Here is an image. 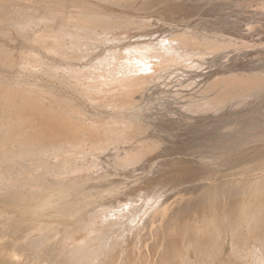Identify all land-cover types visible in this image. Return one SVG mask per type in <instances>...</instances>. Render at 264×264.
Listing matches in <instances>:
<instances>
[{"label":"bare ground","instance_id":"6f19581e","mask_svg":"<svg viewBox=\"0 0 264 264\" xmlns=\"http://www.w3.org/2000/svg\"><path fill=\"white\" fill-rule=\"evenodd\" d=\"M109 2H111V0H109ZM151 3H149V6ZM240 4L239 3L236 4L237 8L243 6L242 4L241 5ZM152 6L155 5L152 4ZM249 6L250 4L247 7L249 8ZM113 7L115 6L113 5ZM221 7L220 9H217L216 12L223 11L224 8L221 9ZM226 7L228 8L227 5ZM244 7L246 6L244 5ZM67 12L60 13L58 11L53 10V12H50V14L44 16L43 18H41L40 15L36 16L35 13L32 14V16L27 21L34 24L35 26L34 43L37 42V47H28V49L27 47L22 48V49H27L28 51L26 50L23 51L22 54L16 59L12 60L11 58H9L10 60L8 59L9 61L7 60L5 62V65L8 66V65L19 64L16 66L22 69V71L25 70L26 72H30L33 74H43L50 79H54L58 75H60L59 79H61L67 85H72L74 88H76V90L79 91V93H81L82 96L86 97L87 100H89L90 106L100 110H102L103 108L106 111H111L113 114H111L108 118L103 117L97 123L94 122L88 123L81 120L80 115L76 114L74 110L72 111L65 105L68 104V101L61 99L59 100L57 97H54L51 99L52 105L49 108L50 120L54 122V124L52 126L51 125H49L48 127L46 126L47 131L43 130V128H45L44 127L45 125H43V127L34 126L25 130L20 135L19 140L15 143V147H16L15 149L16 150L18 149L19 152L16 153L13 150L9 151L7 155L8 157L7 160L14 161L17 158L37 159V157L38 159L42 158V160L44 159L46 160V158H48V160H51L50 157H52V159L55 160L54 162H57L55 163L54 166H51L49 163H46L44 165L42 164L43 166H40V168L45 170L46 172L53 173L54 176L56 175L57 177L60 178L61 177L73 178V176L75 175L85 176L86 174L88 175V173L90 172L92 174L93 170H91V167L97 168L95 165L97 162L96 160L98 159L97 156L99 154L107 153L108 151H110V153L108 152V155H110L114 167L112 169L111 168L112 166H109L110 163L108 164V167L109 170L110 168L111 170H114L113 171L114 175L110 174L108 175V177L118 175L117 178L119 177L121 178V179L119 178L118 182L120 183L122 181L123 182L121 184L119 183L120 185L116 186L117 187L116 189L118 190V196L120 194L121 196L125 195V198H120L121 200L118 201L119 199L115 198L116 196H112V197L109 196L110 198L105 200L107 201L105 205H102L101 203H100L101 205H98V203L95 202L93 204L94 206L93 210H91V212L85 217L82 224H80L79 228L75 232L73 231L72 233L68 234L67 239L65 241H62L63 240L62 239L61 240L62 243H60L58 249H56L55 247L56 250L53 251V254H55L54 252H56V255H53L51 249L47 248L48 249L47 255L55 256L54 259L56 258L54 264H88L91 260H94L93 253L94 252L96 253V249L94 250L90 246L96 244V242L100 243L101 249L99 251H101L100 254H102V249L104 251L105 249H107L105 248L106 246L104 244L106 242V239L110 237L112 238L113 234H115L111 230V227L113 226V222L110 220L111 218L114 217L115 218L117 217L118 220H121L124 217L127 218L128 221L129 219H133L132 224L129 227V232H130L128 233L129 235L127 234L126 239L124 238L125 240L123 238H122L123 240L120 239L123 245L134 244V247H137V245L140 246L141 243L145 242L144 238L148 236L153 239L154 236H156L157 232L162 227L165 226L166 228V224H165L167 222L166 219L169 216L170 218L173 216V215L172 216L169 215L170 213L172 214L173 212L170 209L171 207L168 205L169 199L166 200L165 197L164 199L162 195V191L166 186L164 184H158L156 182L153 183L148 179L149 176H151L153 173H156L158 171L168 173L166 175L175 177L177 181L182 182L184 179L189 177L185 173V171H189V172H196L201 170L208 171L211 170L213 166H215L218 169H221L222 167L225 166L226 171L228 170L234 171L235 167L243 166L241 167L240 170L237 168L238 171L236 169V171L233 173L230 171V176L231 174L234 177H238L239 175H242L243 178L241 179L234 178L231 181L227 180L229 182V183L226 182L227 188L224 186L226 188V189L224 188L225 189L224 191L223 189L222 190H220V188L218 189L220 190V192L223 191L221 192V194L220 193L218 194V196H222V197L218 199H214L213 202L214 208L216 211L221 212L218 213L222 218H225L224 220L226 219L228 220L229 222L228 224H233L234 226L239 224V222L241 221V215H243L242 213L246 211V213L244 214L243 221L247 225H249V223L254 222L259 232H263L264 234V105L260 104L261 100L264 101V71L260 69L261 67L260 68L258 67V69L251 72L244 71L243 66L241 68L240 65L235 66L234 68L231 67L229 68L228 67L229 61L234 60L233 55H236L238 53L237 50L238 48L237 49L232 47L230 48L231 45L229 43H231L232 41L229 40L228 37H227L228 39H226V37L224 36H220L219 39H213L212 37L211 39L206 38L207 40L206 39L202 40V38H196L194 36H189L190 34L187 33L185 34L181 32L179 35L175 36L174 38L168 37L165 39L159 38L156 40L153 39L152 33L151 34L142 33V35L139 36L136 35L133 37L132 35H128L130 33L126 32L127 35L123 34L125 36L121 35V38H117L120 40L121 44H123L124 40H128V39L132 40L138 37L141 39V40L139 39L140 41L138 40L135 43H131L130 41L131 43V44L129 43L130 47L128 46L129 48L128 47H126V49L124 48V50H126V55L123 54L125 53V51H123L122 53L123 56L118 55V52H115L114 50L111 51L112 50L111 48H109L108 51H106L105 49V52L103 51L102 53L101 51L104 49V47L108 46L107 43L108 40H106L107 42L105 41L106 43L103 42L104 41L103 39L106 38V35L111 33L118 34L123 32V31L120 32L114 31L115 29H113L112 27L113 26L112 22L116 20L108 17L105 18V16L100 17V15L99 17L94 15L97 18L94 17L90 18L88 17V15L86 16L84 14H79L78 16H76L77 14L74 15V13L71 14ZM106 12L108 14L109 11ZM100 13L102 12L100 11ZM110 15L112 17V14ZM229 15L231 16V14H228V16ZM215 22L217 23V21ZM135 23L136 21L134 22V25ZM227 23L232 24V22H227ZM229 24L227 25L229 26ZM236 24L233 23L232 26H234L235 28L236 26H238ZM219 25L222 26L221 23ZM232 26L231 28L227 27L226 29H224L225 27L223 26H222L223 29H221L222 27L220 29L218 27L219 29L218 31L219 33L221 32L222 34H226V33L230 34L233 37V40H238L239 42L240 35L238 34L239 36H236L237 29L235 28L236 30L234 31ZM126 27H124V30ZM135 27L137 28V26ZM135 27L132 26L131 29L133 30ZM134 30L136 31V29ZM117 36H120V34ZM257 36L263 38L264 34L263 33L258 34ZM148 37H151V39L148 40L147 39ZM243 40H241L239 43H241ZM244 41L243 44H245ZM240 45H241L240 47H242V44ZM232 46L234 47V45ZM36 48L41 50V53H43L44 55H42ZM244 49L248 50L245 47ZM241 52L244 51L241 49ZM12 56L14 55L12 54ZM254 59H257V57H255ZM77 63L81 65L77 66L76 65ZM125 64H129V65L125 66ZM205 64L212 66V68L213 66L216 65V68L213 69L218 68L217 70H219V68H221V70H224L225 68V70L223 72H219L217 70L215 71L210 70V73L207 74L203 72V75H201L203 76L201 83L199 81V83L196 84V86L199 85L197 87L198 89L193 86L192 88L196 89L194 93L187 97H183L181 100L179 95L175 97L173 96L174 98H171V96L168 95L167 97L170 98L171 100L165 99L164 101L166 104L164 103V105L175 107L176 108L175 111L177 114L174 115L176 117H174L171 113H166L163 107L159 109V111L161 110L160 113L164 114L162 116L164 118L160 122L157 121L158 123L156 126L158 127V129L161 128L160 131L163 130L165 134L166 132H168V134L166 135H170L175 138L180 137L182 139L180 141L182 145L179 144L180 148L178 146L179 148L178 153L180 154L175 156V160L171 164L165 163L156 166L154 168L148 167V165H146V162L151 157L146 156L145 152L147 149L149 150L150 147L156 145L158 147L156 150L157 152L160 153L159 155L161 154L171 155L177 149V148L173 149L172 147L173 145L171 144H170L171 146L169 145L168 147L167 145L169 144L168 142L167 144H164L163 141L155 140L154 142L149 143L150 145L147 142H144L141 137L144 135L145 131H148V129L146 128L139 129L142 128V123L139 124L138 121H137L138 123L135 122L136 119L133 120L134 116L135 118H137V116H141V114H143L140 111V105L142 104L141 102H144L143 100L149 99L150 97H152L151 95H153L159 90L158 88L159 86L155 85L156 82L154 83L155 79L158 78L155 76V73L160 71V74L158 76L166 74L168 77L170 74H172L171 67H178L181 71L182 69H188V68L192 69L198 66L199 67L202 65L204 66ZM247 68L253 69L256 68V66H254L253 68L252 67H247ZM119 70L122 72L120 73ZM193 71L196 72L194 69ZM119 73L121 75L124 73L125 74L124 77H120ZM166 75L165 78H167ZM198 80L199 79H197V81ZM191 82H194V80H192ZM153 83L154 86L152 85ZM185 85H189V83L188 84L185 83ZM81 89H85V90L88 89V91H84ZM44 93L45 92L41 91L40 96L43 97L42 98L43 100L49 101V99L44 98V97H48V96H44ZM149 109L151 110L152 108ZM139 119L141 118L139 117ZM46 120L48 119L46 118ZM136 123L139 124V126H136ZM222 123H226V124L229 123L228 125H230V127H228L227 129H225L224 127L223 129L221 128ZM167 124L169 125V127L166 126ZM156 126L153 127L157 129ZM162 139L163 138H161V140ZM152 154H154V152ZM155 155L156 154H154L153 156ZM87 156H88L87 160H84L86 159L85 157ZM92 160L93 162H95L93 165L90 164ZM233 164H239V165H233ZM103 169L105 170L106 173L107 170L105 169V167ZM24 175H26L25 176L26 181H24L26 182V184L30 185L31 183L34 182L33 177L30 176L29 173L24 172ZM134 179L142 180L140 184H142L143 186L142 187L137 186L135 190H133V186H129L128 182ZM99 183L105 184L104 181L101 180ZM99 185L100 184L97 185L98 187L97 186L94 187L93 190L96 191L95 188H97L100 191L99 193H103L105 191L107 192V190H105L103 186H99ZM106 186L108 187V184ZM128 187H132L131 190L133 192L130 191L131 193H127ZM211 188L213 190L215 186L212 187L211 185ZM88 191L91 190L88 189ZM209 191L212 192L211 190ZM213 191L215 192V190ZM139 192L142 193L138 194ZM105 193L103 195H105ZM212 194L214 193L212 192ZM108 195H110V193ZM126 196H130V197L134 196V197H132V199L130 200H127L128 198ZM224 196L225 197L227 196L226 202L222 200ZM250 196L256 197L257 200L254 203L255 206L249 207ZM206 197L209 198L207 195L203 199H207ZM113 201L115 203L118 202L120 206L119 205H118L119 207L115 206V203L113 205L112 203ZM196 201L198 202V200ZM191 203L192 200L189 204ZM193 205L196 204L193 203ZM185 206L186 207L189 206L187 205V202L182 207L184 208ZM139 207H142V209L147 208V210L144 213H142L139 217H137L138 215H136L137 214L136 210H138ZM203 209L204 208H202L201 211L199 209L200 213L202 211L204 213ZM177 211L179 210L177 209ZM189 211H191V209ZM195 211L197 212V210ZM186 212H188V210ZM187 215L188 214H186V216ZM192 216L193 215H191V217ZM187 218L188 217H186V219ZM176 221L178 222L177 219ZM136 222L137 225H134ZM168 222H171V220ZM174 222L172 221L171 223L174 224ZM206 223H210V222H206ZM172 224L168 223V225L173 226ZM37 226L35 225L32 229H28L27 227L23 229L24 233H27L25 231H29L28 233H30L31 235L29 236L28 239H26L28 237L27 236L28 233H27L26 238H24L27 241H24L25 245L23 244L22 247L26 251L34 252V250H36L35 248L37 246V243L39 244V242H41L39 235L43 232L41 231L40 224H38ZM126 229L128 230V228ZM162 229L160 231H162ZM174 230L176 231V229ZM17 231L18 233L13 231V234L19 236L22 235L23 232L21 230H17ZM49 232L52 233L54 231L49 230ZM86 232H89V234L88 235L85 234L86 236L81 237L82 233H86ZM192 232L193 231H191L190 233ZM161 233L162 232L158 234L161 235ZM169 233L170 232L165 233L164 236H166V234ZM174 233L178 234V231ZM120 234H122V231L120 232ZM187 234L185 233L186 236ZM260 235L258 234V236ZM178 237H176L177 240L180 239V237L179 238ZM169 238L172 237L167 238L168 242H170ZM184 238L186 237L184 236ZM45 239L47 238H44V240ZM74 239L79 242V245L66 253L65 252L66 247L68 248V246L72 244V243L69 244V241ZM154 239L153 241L156 240ZM204 239H207V237ZM20 240H22V238ZM146 240L148 241L147 238ZM177 240L176 242H178ZM168 242L166 243V245H168ZM176 242L174 241V243ZM203 242L206 241L203 240ZM260 242H262V240ZM75 244L76 243L72 244L73 245L72 247H74ZM156 244L155 246L157 245L159 246V244L157 245ZM207 245L205 244V246ZM117 246L118 245L116 239H113L111 243V247L116 249L118 248ZM171 247L172 249H174V246ZM160 248L163 247L161 246ZM120 249H124V246L121 247ZM170 249L171 248H169V250ZM64 252L66 253V255ZM107 252L109 253V255L106 256L105 258H101L103 257L104 254L100 255L98 253L97 255H95L96 258L100 256L101 259L99 260L100 261L102 260V264H118L120 261H121L120 264L122 263L127 264L126 260L128 259V257L126 256L127 258H125V255L127 253L125 250H121L120 254L118 252V249H116V251L113 252L112 254L109 251ZM159 252L161 251L159 250ZM35 254L33 255V257L38 258L37 254L36 255ZM154 254H155V258L157 259L156 255H158L159 253L158 254L154 253ZM173 257L175 258V256ZM121 258H123V260L124 259L126 260L123 261L121 260ZM168 261H172V260H168ZM40 262L41 260L38 261L37 264H43ZM0 264H6V263L0 259ZM25 264H30V263L26 262Z\"/></svg>","mask_w":264,"mask_h":264},{"label":"rangeland","instance_id":"374dc122","mask_svg":"<svg viewBox=\"0 0 264 264\" xmlns=\"http://www.w3.org/2000/svg\"><path fill=\"white\" fill-rule=\"evenodd\" d=\"M150 1L153 3H151ZM231 1H234V2H231ZM244 1L246 0H230V1L229 0H226V1L224 0H216V1L215 0H167V1L165 0L163 1L162 0H111V2H109V0L107 1L106 0H0V57H1L0 58V259L1 260H3L6 264L7 262L8 264L9 263L10 264H25L26 262H29L30 264H37L38 261L40 260H41L40 263H43V264H54V261L56 258L54 259L55 256H48L47 250L51 249L52 254H53V251L58 249V246L60 245V243H62L61 240L63 239L62 241H65L67 239L68 234L72 233L73 231L75 232L79 228L80 224H82L85 217L91 212V210H93L94 208L93 204L95 202H97L98 205H101V204L105 205L107 203V201L105 200L109 199L112 196H116L115 198L119 199L118 201L121 200L120 198H125V195L121 196V194L119 195L121 197H119L118 190L116 189L117 188L116 186L120 185L123 182V181L121 183L118 182L120 177L117 178L118 175L108 177V175L110 174L114 175V172H113L114 170H111V168L113 169L114 167L113 162H112L110 155H108V152L110 153V151H108L107 153L99 154L97 156L98 159L96 160L97 162L95 164L97 168L91 167V170H93L92 174L90 172L88 173V175L86 174L85 176L77 175L78 177L75 175L73 176V178L72 177H67V178L61 177L60 178V177H57L56 175L54 176L53 173L46 172L45 170L40 168V166H43L46 163H49L51 166H54L55 163L57 162H54L55 160L52 159V157H50L51 160H48V158H46V160L45 159L42 160V158L38 159V157L37 159L36 158H28V159L27 158H23V159L17 158L14 161L7 160L8 159L7 155L9 151L13 150L16 153L19 152L18 149L17 150L15 149L16 148L15 143L19 140L20 135L25 130L31 127H34V126L43 127V125H45L44 126L45 128H43V130L47 131L46 126L48 127L49 125L52 126L54 124V122L50 120V113H49L50 112L49 108L52 105L51 99L54 97H57L59 100L61 99V100L68 101V104H65V105L72 111L74 110L76 114L80 115L81 120L88 122V123L89 122L97 123L103 117L108 118L111 114H113L111 111H106L103 108L102 110H100V109H95L94 107L90 106L89 100H87L86 97L82 96L81 93H79V91L76 90V88H74L72 85H67L65 82L59 79L60 75H58L54 79H50L43 74H33L30 72H26L25 70L22 71V69L16 66L19 64L8 65V66L5 65V62L9 58H11L12 60L16 59L22 54L23 51L25 50L28 51L27 50L28 47H37V42L34 43V40H35V34H34L35 28L34 27L35 26L34 24L27 21L32 16V14L35 13L36 16L40 15V17L43 18L44 16L50 14V12H53L54 10L60 13L61 12L64 13L68 11L71 14L73 13L74 15L77 14L76 16H78L79 14H84L86 16L88 15V17L90 18L92 17L97 18L94 15L98 17L100 15V17L105 16V18L108 17L111 19H115L116 21L118 20L117 23L116 21L112 20L113 21L112 27L113 29H115L114 31L116 32H120V31H123V32L118 33V34L111 33V34L106 35V38L107 36L108 38L103 39L104 40L103 42L108 40V42L106 41L108 43V46L104 47V49L101 52L103 53V51L105 52V49L106 51H108L109 48H111L112 49L111 51L114 50L115 52H118V55H122V56L123 54L126 55V50H124V48L126 49V47L128 46L130 47L129 45L130 41L131 43H135L140 39L138 37L132 40H129V39L124 40L123 44H121L120 40L117 38H121V35L122 36L127 35L126 32L130 33L128 35H132L133 37L136 35L138 36L142 35V33L143 34L152 33L154 40L159 39V38L165 39L168 37L174 38L175 36L179 35L180 32L185 33V34L186 33L190 34L189 36H194L196 38H202V40H205L206 38L211 39L212 37L213 39H219L220 36H224L226 37V39L229 38V40L232 41V42L230 41L231 43H229L231 45L230 48L231 47L236 48V49L238 48L237 49L238 53L236 55H233L234 57L233 59L235 61L228 60L229 68L230 67L234 68L235 66L240 65L241 68L243 66L244 71L251 72V71L258 69V67L259 68L261 67L260 69L264 71V62H263L264 61V40H263L264 37L260 38L257 36L258 34H262V33L264 34V31H261V30H264V0H247L249 1V2L246 1L247 3ZM148 2L151 3L150 6H152V4H154L155 6L150 7ZM238 3L239 4L241 3L243 5L241 7L243 8L241 7L237 8L236 4ZM249 4L250 6L248 8L247 6ZM113 5L115 7H113ZM226 5L230 9V11L226 7ZM244 5L246 7H244ZM220 7L221 9L224 8L223 10L224 12L223 11L216 12L217 9H220ZM246 8L248 9V11ZM226 9L228 12L226 11ZM241 9L244 13L241 11ZM100 11L102 13H100ZM104 11L105 12L109 11V12L107 14V12L105 13ZM245 13H248V14H245ZM110 14H112V17ZM228 14H231V16L230 15L228 16ZM134 19L136 23L138 24L135 23L134 25V22H135ZM129 20L130 22L133 23V25L132 23L129 22ZM214 20L217 21V23ZM227 22H232V24L237 23L236 25L238 26L235 25L236 26L235 28L237 30L239 29L238 32L234 28V26H232L231 23L229 24ZM220 23L222 24L223 27H225L224 29H226L227 27L231 28L232 26L233 30L234 31L236 30V36L240 35L239 42L244 39L245 41L244 40L243 41L245 42V44L246 43L247 44L246 45L243 44V41L239 43L238 40H233V37L230 34H227V33L222 34L221 32L219 33L218 30L222 27L221 25H219ZM227 24H229L230 27ZM132 26L134 27L137 26V28L136 27L134 28L136 29L137 32L134 29H133L134 31L131 29ZM124 27H126L125 30H124ZM223 27L221 29H223ZM119 34L120 36H117ZM240 37H241V40H240ZM147 39L149 40L151 39V37H148ZM112 44L114 47L112 46ZM240 44H242V47H240L241 46ZM232 45H234V47ZM26 47L27 49H22ZM244 47L247 48L248 50L244 49ZM241 49L244 52H241ZM37 50L41 53V50L39 49ZM123 51H125V53H123ZM3 54L6 55L7 57L4 56ZM12 54L14 56H12ZM41 54L44 55L43 53ZM255 57H257V59H254ZM3 59H6V60H3ZM76 65L80 66L81 64L77 63ZM128 65L129 64H125V66H128ZM254 66H256V68H253ZM198 67H196L197 69L188 68L189 70L182 69L181 71L178 67H171L172 74H170L168 77L165 74L167 78H165V75L158 76L160 74V71L156 72L155 76L158 78L155 79L154 83L156 82L155 85L159 86L158 87L159 90L158 91L156 90L157 92L151 95L152 97H150L149 99L143 100L144 102H141L142 106L140 105V111L141 113H143L141 114V116H137V118H135V116L134 117L132 116L133 120L136 119L135 122L138 121L139 124L142 123V128H139V129H143V128L148 129V131H145L144 135L141 137L144 142H147L149 144V143L154 142L155 140L163 141L164 144H167V142L169 143L167 144L168 147L171 144L173 145L172 146L173 149L177 148L175 150L176 152L175 151L174 153L172 152L173 154L171 155L169 154L159 155L160 153L157 152L156 149L158 147L156 145H154L153 147H150L149 150L147 149L146 150L147 153L145 152L146 156H150L152 158L151 159L148 157L149 160L146 162V165H148V167L150 168H154L156 166H159L165 163L171 164L175 160V156L180 154L178 153L179 152L178 150L180 148L179 144L182 145V143H180L182 139L180 137L175 138L173 136L166 135L168 134V132H166L165 134L163 130L160 131L161 128L158 129V127L156 126L157 123L160 122L164 118L162 117L164 114H161L160 113L161 110L159 111V109L163 107L166 113H171L174 117H176L175 116L177 114L175 111L176 108L173 106L164 105L165 103L164 100L170 99L167 96L170 95L171 98H174L175 96L179 95L180 100H181L183 97L192 95L194 91L196 90L195 88L199 86V85L196 86V84H198L199 81L201 83V80L203 79V76H201L203 75V72L207 74V73H210V70L215 71L218 69V68L213 69V68H216V65L213 66L212 68V66L207 65V64H205L204 66L202 65L199 68ZM247 67H252L253 69H249ZM193 69L196 72H194ZM224 70H221V68H219V70L217 71L223 72ZM121 72L122 71H120V73ZM122 75L120 74V77H124L125 74L123 73ZM197 79L199 80L197 81ZM192 80H194V82H191ZM184 82L186 84L189 83V85H185ZM154 83L152 84L153 86H154ZM193 86L195 88H192ZM200 87H201V84H200ZM189 88H192L193 90ZM81 90L88 91V89L87 90L81 89ZM41 91L45 92L44 96H48V97H44V98L49 99V101H45L42 99L43 97L40 96ZM260 104L264 105V101L261 100ZM149 108H152V109L150 110ZM139 117L141 119H139ZM46 118L48 120H46ZM137 123H136V126H139V124ZM228 124L229 123L227 124L222 123L221 128L224 129L225 127V129H227L228 127H230V125ZM153 126H156L157 129H155V127ZM166 126L169 127L168 124ZM161 138L163 139L161 140ZM153 152L154 154H156L155 156H153L154 155L152 154ZM165 157H166V160H165ZM85 158L86 159L84 160H87L88 156ZM94 163L95 162H93L92 160L90 164L93 165ZM108 164L109 166H112L110 170H109ZM233 165H239V164H233ZM104 167L108 172L106 171L105 173V170L103 169ZM241 167L243 166L235 167L234 171L232 170L226 171L225 166L222 167L221 169H218L215 166H213L211 168L212 171L211 170H208V171L201 170V171H196V172L185 171V173L189 177L184 179L182 182L177 181L175 177L166 175L168 173H164L161 171L153 173L151 176H149L148 178L149 181L153 183L156 182L158 184H164L166 186L164 190L162 191V195H163V198L164 197L166 198V200L169 199L168 205L171 207L170 209L173 211V212L171 211L172 214L170 213L169 215L171 216L173 215L174 217L172 216L170 218L169 216L168 217L169 220L168 218L166 220L167 222L170 220L171 222L172 221L174 222L175 220L174 224H176L177 222L176 219H177L178 220L177 224L174 225L171 222H168L169 224L173 225L171 226V225H168V223L166 222L165 223L166 228L164 226L162 227L163 229L161 228L162 231H160L161 229L159 230L160 232H162L161 233L162 236L159 235L160 232L158 231L156 236H154L156 240L153 238L155 241H153L151 237L147 236L146 238L148 239V241L146 240V238H144L145 242L141 243L140 246L137 245V247H134V244L130 245L127 243L128 245L126 244L123 245V243H121L120 241V239L121 240H123L124 238L126 239L127 234L130 233L129 227L132 224L133 219H129L128 221L127 218L125 217L121 220H118L117 217L111 218L110 220L113 222V226L111 227V230L115 234H113L112 238L110 237L106 239V242L104 244L106 246L105 248L107 249H105V251L102 249V254H100L101 251H99L101 249L100 243L96 242V244L90 246L92 249L94 250L96 249V253L95 252L93 253L94 260H91L88 264H99V263L102 264V260L100 261L99 259L105 258L106 256H108L109 253L107 251H109L112 254L113 252L116 251V249H118L119 254L121 250H125L127 252L125 255V258L128 257V259L123 260V258H121V260L123 261L126 260L127 264H264V239H263L264 234L263 232H259L254 222L249 223V225H247L243 221L244 214L246 213V211L242 213L243 215H241V221L239 222V224L234 226L233 224H228L229 223L228 220L226 219L227 220L226 221L224 220L225 218H222L220 216L219 213L221 212L216 211L214 208V204H213L214 199H218L222 197V196H218V194L219 193L221 194V192H223L227 188V183H226L228 182L227 180L231 181L234 178L236 179L243 178L242 175H239V176L237 175L238 177H234L231 174L230 176V171L233 173L236 171L237 168L240 170ZM213 169L215 172L213 171ZM23 171L29 173V175L33 177L34 182L31 183L32 185L26 184V182H24L26 181L25 179L26 175H24ZM100 180L104 181L105 184L107 183L108 187L106 186L107 184L105 185L103 183L102 184L99 183ZM140 182H142V180L134 179V180L129 181L128 185L133 186V190H135L137 186L139 187L143 186L142 184H140ZM223 182L226 184H224ZM98 184H100L99 186H103V188L107 190V192L105 191L106 193L105 192L99 193L100 191L97 188H95L96 191L98 190L97 192L93 190L94 187H96ZM211 185L212 187L215 186L216 189L213 188L215 192L212 190ZM208 188L214 194H212V192H210ZM219 188L220 190L223 189V191L220 192V190H218ZM88 189L91 191H88ZM127 189H126L127 193L133 192L131 190L132 187H128ZM208 191L211 195L208 193ZM104 193L105 195H103ZM107 193L108 194L110 193V195H108ZM140 193L142 192H139L138 194ZM216 193H217V196H216ZM207 195L209 197V198L206 197L208 200L203 199ZM126 197L128 198V199L126 198L127 200H130L134 196H131V197L126 196ZM202 199L205 201H203ZM249 199H250L249 207L255 206L254 203L257 200L256 197L250 196ZM191 200H192V203L189 204ZM196 200H198V202ZM222 200L226 202L227 196L226 197L224 196ZM186 202H187V205L189 206L191 205L192 207L185 206L187 209L185 207L183 208L182 206H184ZM112 203L114 205L115 202L113 201ZM193 203L196 204L197 207L196 205H193ZM118 205H119L118 202L115 203V206H118ZM179 208L180 209L182 208V209L180 210ZM202 208H204L203 209L204 213L203 211L200 213ZM177 209L179 211H177ZM183 209H185L186 211L188 210V212H186ZM190 209L191 211L192 210L193 211L192 212L189 211ZM194 209L197 210V212ZM146 210L147 208L142 209V207H139L138 210H136L137 211L136 215H138L137 217H139ZM181 211L183 214L181 213ZM186 214L188 215L186 216ZM182 215L185 217H183ZM191 215L193 216L191 217ZM198 216L203 220V223H202V220ZM181 217H183L184 219ZM186 217L188 218L186 219ZM206 222H210V223H206ZM21 224L23 225L25 224V225L23 226ZM38 224H40V228L43 233L39 235L41 242H39V244L37 243V246L35 248L37 251L34 250V252L37 254V257H38L36 258V257H33V255L35 254L34 252H29V251L24 250L22 245L23 244L25 245L24 241H27V240H25L24 238H26V234L29 232V231H25L27 233H24L23 229H25V227H27L28 229H32L35 225L37 226ZM134 225H137V222ZM172 227H173V230H172ZM126 228H128V230ZM174 229H176V231ZM17 230H21L23 232L22 235H20L21 237L19 235L13 234V231L18 233ZM49 230L54 231L52 232L53 234L50 233ZM120 230L122 231V234H120L121 232ZM177 231H178V234L174 233ZM188 231L190 232L193 231V232L190 233ZM168 232H170L169 233L170 235L166 234V236H164L165 233H168ZM187 232L190 236L187 234ZM185 233L187 234V236L185 235ZM85 234L88 235L89 232L82 233L81 237L86 236ZM183 234L186 238H184ZM258 234L259 235L261 234L262 236L260 235L261 236L260 237L258 236ZM27 236L28 237L26 239H28L29 236H31L30 233H28ZM178 236L180 237V239L177 240L176 237ZM156 237H159V238H156ZM166 237L167 238L172 237V238H169L170 242H168V239ZM206 237L207 239H204ZM21 238L22 240H20ZM44 238H47V239L44 240ZM113 239H116L117 241L118 248L116 249L111 247V243ZM175 239L178 242H176ZM259 239L260 241L262 240V242H260ZM74 240L69 241V244L71 243L72 244L76 243V244L74 245V247H72L73 246L72 244L69 245L70 247L69 246L68 248L66 247L65 249L66 253L79 245V242L77 240L75 241ZM173 240L178 244L174 243ZM203 240H205L208 243L203 242ZM156 241H157V244H159V246L156 244ZM167 242H168V245L170 244L169 246L166 245ZM203 243H205L206 245L208 244V245L205 246V244ZM155 244L158 247L155 246ZM123 246H124V249H120ZM161 246L163 248H160ZM171 246H174V249H172ZM169 248L172 249V250L170 249L171 252ZM159 250L161 252H159ZM54 253L55 254L53 255H56V252ZM98 253L100 255L104 254L105 256L103 255V257L101 258L100 256H98L96 258L95 255H97ZM154 253H157V254L159 253L158 255L160 257L156 255L157 257L156 259ZM173 256H175V258ZM129 257H132V258H129ZM168 260H172V261H168ZM32 261L35 263H33ZM120 263L121 261L118 264Z\"/></svg>","mask_w":264,"mask_h":264}]
</instances>
